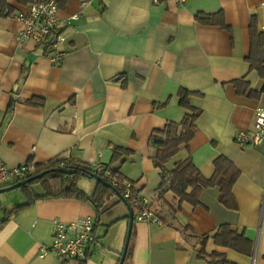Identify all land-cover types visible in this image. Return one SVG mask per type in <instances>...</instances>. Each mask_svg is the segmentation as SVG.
I'll return each mask as SVG.
<instances>
[{
	"label": "crops",
	"instance_id": "0c3cea01",
	"mask_svg": "<svg viewBox=\"0 0 264 264\" xmlns=\"http://www.w3.org/2000/svg\"><path fill=\"white\" fill-rule=\"evenodd\" d=\"M3 1L7 7L6 15H0L4 164H45L61 158L115 169L162 222L132 221L122 264H210L212 254L224 264H264V139L257 145H242L235 138L240 131H253L256 108L264 107V92L250 98L239 95L233 85L243 79L253 90L262 87L263 80L246 58L251 20L258 31H264V0H185L182 4L57 0L60 19L77 15L62 30L64 55L57 63L51 61L50 49L29 39L16 40L22 23L14 15L25 13L35 0ZM219 11L227 29L195 19L197 14ZM180 88L199 93L190 95L189 103L202 113L188 147L182 146L165 167L171 170L176 161L191 156L208 179L213 160L225 156L240 171L231 188L235 209L221 205L218 186L203 188L196 205L179 202L167 189L157 195L161 174L151 158L149 137L164 138L166 124L181 121L187 113L178 102ZM10 100L13 106L7 111ZM113 148L120 152L111 162ZM75 184L88 196L102 192L99 211L90 201L76 198L35 201L0 227V264L81 263L53 255L41 258L38 251L49 243L54 221L88 215L95 217L96 242L86 247L83 261L118 263L128 226L127 206L110 189L100 191L94 178L80 176ZM0 204L6 210L14 207L1 198ZM223 224L244 234L251 244L249 253L214 242Z\"/></svg>",
	"mask_w": 264,
	"mask_h": 264
},
{
	"label": "trees",
	"instance_id": "16d2710c",
	"mask_svg": "<svg viewBox=\"0 0 264 264\" xmlns=\"http://www.w3.org/2000/svg\"><path fill=\"white\" fill-rule=\"evenodd\" d=\"M5 8H7L5 1L0 0V15H6L3 12ZM195 19L205 25L217 24L223 28H228L224 22L221 11L215 14H197L195 15ZM249 36L250 48L246 61L249 63V68L251 70H256L260 78L263 80V84L258 91L251 89L249 83L245 80L243 81V79L234 80L233 85L239 95L257 98L262 92H264V31H258L254 19L251 20L249 26ZM195 94L199 93L180 88L177 92L178 102L181 107L187 110V113H185L181 121H170L166 124V128L163 132L165 135L164 138H158L153 135L149 137L150 147L153 148L151 158L154 166L160 169L161 174L160 189L157 195L158 197H161L164 190L167 189L173 193L179 202L187 201L196 205L198 204V197L203 188L218 186L222 190L218 195V200L221 205L230 209H235L237 205L232 195L231 188L234 181H236L239 176L240 171L233 162L225 156L220 155L213 160L214 170L211 177L208 179L203 177L196 166H194L191 156L176 161L171 170H168V168L165 167V164L177 154L182 146L184 148L188 147L189 141L193 138L196 129L195 122L202 113L200 108L193 107L189 103V96ZM26 102L31 105L38 104L31 100ZM12 106L13 101L10 100L7 106V111H10ZM119 152L120 149L113 148L111 162L116 161ZM61 163L65 167H74L76 170L71 174L50 172L43 175V177L38 180L20 186L19 188H21L23 192L25 201L9 210H6L0 204V209L3 212L2 214H4L0 220V227L7 221L9 216L18 214L35 201L45 198H76L81 201H90L99 211V207L101 206L104 197L102 192L88 196V194L79 189L75 184L80 176L91 178L93 174H97L103 177L102 174L93 170V166L72 163L70 161L61 160L60 158L54 161H47L45 164H36L34 173L36 174L44 170L59 167L61 166ZM105 167L110 168L109 165H105ZM112 171L114 174H118L115 169H112ZM35 183L39 184L42 188V193L35 192L33 188V184L35 185ZM10 184L12 183L2 185L0 188ZM97 184L100 191L102 190L104 192L109 190V188L102 185L99 181H97ZM116 190L119 195L122 196L121 191L117 188ZM126 202L133 211H135V207L128 200H126ZM214 242L218 245L230 247L238 252L246 254L251 250V244L248 239L244 237V234L231 229L229 225L226 224L219 227L214 237ZM209 257L210 264H224V260L217 254H212ZM85 263L86 261H82L79 264Z\"/></svg>",
	"mask_w": 264,
	"mask_h": 264
},
{
	"label": "built area",
	"instance_id": "2783aa9c",
	"mask_svg": "<svg viewBox=\"0 0 264 264\" xmlns=\"http://www.w3.org/2000/svg\"><path fill=\"white\" fill-rule=\"evenodd\" d=\"M168 0H152L153 3H161ZM182 4L185 0H169ZM59 7L57 0H35L25 13L14 15L22 23V28L16 35V40H32L42 49H50V59L53 62L59 61L64 55L60 46L64 41L63 28L76 19L73 15L67 19H60L58 16ZM236 140L244 144H259L264 139V107L256 108L253 120V131H240ZM63 166V164H60ZM36 164L27 161L19 165L8 167L4 164L0 155V186L5 185L9 180H22L34 174ZM93 170L102 174L112 186L119 189L122 197L128 200L134 207V220L141 223L162 222L156 215V210L138 195L130 182H126L118 174H114L111 168H106L100 163L93 165ZM52 235L49 243L39 247L38 256L45 257L53 255L65 261L85 259V249L96 242L94 237L95 217L84 216L73 221H54Z\"/></svg>",
	"mask_w": 264,
	"mask_h": 264
},
{
	"label": "water",
	"instance_id": "95a60500",
	"mask_svg": "<svg viewBox=\"0 0 264 264\" xmlns=\"http://www.w3.org/2000/svg\"><path fill=\"white\" fill-rule=\"evenodd\" d=\"M74 170H76L74 167H65V166H59V167H55V168H51L48 170H44L42 172L39 173H34V175H31L30 177L26 178V179H22V180H18L10 185L4 186L0 188V193L2 192H6V191H10L12 189L15 188H19L20 186L26 185L28 183H30L31 181H35L38 180L40 178L43 177V175L50 173V172H57V173H64V174H71L72 172H74ZM91 178H94L96 181H99L100 183H102V185L106 186L107 188H109L112 192L116 193L117 196H119V198L125 203V205L128 208V226H127V232H126V236H125V240H124V244H123V248L120 254V258L117 264H122L125 256H126V252H127V248H128V244H129V239H130V234H131V230H132V224L134 221V213H133V209L128 205V203L126 202V200L119 195V193L117 192L116 188L114 186H112L104 177L97 175V174H93L91 176Z\"/></svg>",
	"mask_w": 264,
	"mask_h": 264
},
{
	"label": "rangeland",
	"instance_id": "374dc122",
	"mask_svg": "<svg viewBox=\"0 0 264 264\" xmlns=\"http://www.w3.org/2000/svg\"><path fill=\"white\" fill-rule=\"evenodd\" d=\"M84 181L86 182L87 180H84ZM14 182H16V181H14ZM79 185H82V182H79ZM33 188H34L35 192H37V193H42V191H43L42 188L39 186V184L37 185L36 183H35V185L33 184ZM0 198L2 199L3 203L5 202V204L7 206L13 207L17 204L22 203V201H24L25 197L23 195L21 188H15V189H12L10 191L0 193Z\"/></svg>",
	"mask_w": 264,
	"mask_h": 264
}]
</instances>
